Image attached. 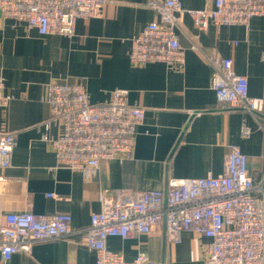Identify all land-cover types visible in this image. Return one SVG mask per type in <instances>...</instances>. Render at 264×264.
Here are the masks:
<instances>
[{"label": "crops", "instance_id": "obj_1", "mask_svg": "<svg viewBox=\"0 0 264 264\" xmlns=\"http://www.w3.org/2000/svg\"><path fill=\"white\" fill-rule=\"evenodd\" d=\"M101 17L79 20L72 39L40 37L24 23L0 14V76L12 101L0 109V134L14 137L13 167L0 172V220L9 213L38 216L70 215L77 231L68 239L37 244L30 255L19 253L0 264H96L85 245L93 214L101 199L117 191L166 190L171 179L218 177L225 171L233 146L248 157L256 182L264 173V116L224 108L213 90V55L233 61V71L249 82V95L264 99V17L248 27H217L199 31L189 16L177 31L185 53L178 72L163 64L134 66L132 41L158 16L150 0H108ZM163 1V0H158ZM184 10H212L215 0H181ZM81 81L93 105L109 102L116 90L129 92V104L145 111L138 127L134 160L102 161L98 176L86 180L61 168L42 138L50 117L49 86ZM244 129L250 132L243 136ZM61 130L53 126L51 137ZM50 196H53L50 198ZM208 239L191 233L179 245L165 239L162 226L151 235L127 240L111 238L107 247L133 261L139 254L161 264H204Z\"/></svg>", "mask_w": 264, "mask_h": 264}, {"label": "built area", "instance_id": "obj_2", "mask_svg": "<svg viewBox=\"0 0 264 264\" xmlns=\"http://www.w3.org/2000/svg\"><path fill=\"white\" fill-rule=\"evenodd\" d=\"M108 3L0 0V14L6 20L24 23L40 37L72 39L77 21L101 17ZM147 7L158 21L132 41L130 61L137 67L163 64L178 72L185 68V53L177 34L185 16L199 31H206L211 24L248 27L253 18L264 17V0H215L214 9L202 11L184 10L181 0H150ZM207 61L215 71L213 90L224 108L264 116V99L250 97L248 79L234 73L231 59L213 55ZM12 100L0 76V109ZM47 104L50 117L44 123L42 140L61 168L92 180L98 176L102 161L123 164L134 160L137 130L145 111L129 104L128 91L116 90L109 102L93 105L81 81L54 82L48 89ZM53 126L61 130L57 138L49 135ZM249 135L244 129L243 136ZM14 146V137L0 134V172L13 167ZM101 203L102 211L92 215L90 227L83 231L85 245L96 254V264H161L146 254L127 261L109 250L107 241L151 235L162 226L172 245H179L185 233L208 239L204 264H264V173L256 182L248 157L237 146L231 148L225 171L218 177L171 179L162 191L121 190ZM76 233L70 215L6 214L0 220L1 260L7 263L19 253L30 255L37 244L68 239Z\"/></svg>", "mask_w": 264, "mask_h": 264}]
</instances>
